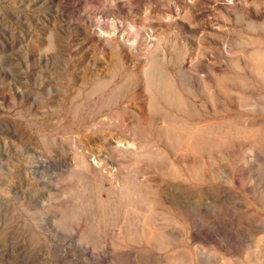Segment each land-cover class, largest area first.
Instances as JSON below:
<instances>
[{
    "label": "rangeland",
    "instance_id": "rangeland-1",
    "mask_svg": "<svg viewBox=\"0 0 264 264\" xmlns=\"http://www.w3.org/2000/svg\"><path fill=\"white\" fill-rule=\"evenodd\" d=\"M0 264H264V0H0Z\"/></svg>",
    "mask_w": 264,
    "mask_h": 264
}]
</instances>
